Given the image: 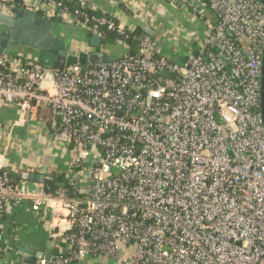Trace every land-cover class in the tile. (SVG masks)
I'll return each mask as SVG.
<instances>
[{
  "label": "built area",
  "instance_id": "2783aa9c",
  "mask_svg": "<svg viewBox=\"0 0 264 264\" xmlns=\"http://www.w3.org/2000/svg\"><path fill=\"white\" fill-rule=\"evenodd\" d=\"M36 1L33 10L0 0V14L28 8L130 38L86 0ZM171 3L206 24L182 64L149 34L136 38L137 53L85 67L0 53V107L68 158L75 193L0 177V221L29 201L51 213V236L69 242L39 264H264V0Z\"/></svg>",
  "mask_w": 264,
  "mask_h": 264
},
{
  "label": "crops",
  "instance_id": "0c3cea01",
  "mask_svg": "<svg viewBox=\"0 0 264 264\" xmlns=\"http://www.w3.org/2000/svg\"><path fill=\"white\" fill-rule=\"evenodd\" d=\"M64 1L72 3L74 7L77 5L75 0ZM86 1L96 13L114 18L130 31L146 28L156 33L158 37L154 39L161 43L162 52L163 45L171 42L170 39L173 37L175 41H179L182 31L192 35V42L193 45L197 44L196 47L205 38V22L199 21L187 9L173 5L171 0ZM27 3L33 10L39 6L36 0H27ZM39 14L46 17L41 11ZM57 18L50 17L53 20ZM64 22L75 28L74 36L78 38L76 41L80 44L79 51L89 49L82 41L89 30L69 21ZM166 36L169 39H166ZM66 38L75 39L68 35ZM126 52L128 48L117 43L112 46V52L109 54L114 57L112 59L114 60ZM31 137L38 140L34 141ZM39 143L45 145L44 139H41L38 132L20 122V114L16 109L0 107V169L15 173L25 170L46 173L54 172L62 166L66 168L68 158H64L57 148L47 147L43 155L39 156ZM29 183L30 187H33L32 184L39 185ZM51 218L49 210H35L29 201H23L15 207H8L0 221V247L3 250L0 264H32L28 260L33 259L36 260L34 264H39L42 260L67 252L69 248L67 239L51 236ZM30 253L33 257L29 256ZM74 264L115 263L100 257L86 258Z\"/></svg>",
  "mask_w": 264,
  "mask_h": 264
},
{
  "label": "water",
  "instance_id": "95a60500",
  "mask_svg": "<svg viewBox=\"0 0 264 264\" xmlns=\"http://www.w3.org/2000/svg\"><path fill=\"white\" fill-rule=\"evenodd\" d=\"M143 29L153 38L158 37L153 31ZM67 35L73 36L75 39L66 38ZM74 35L75 28L66 25L61 18L53 20L28 8L16 9L12 15L0 14V53L18 55L15 51L27 49L33 54L30 57L31 59L43 64L45 67L56 69L108 63L114 58L111 54L102 50L104 46L103 39L92 31H88L85 39L82 40L89 49L74 50L72 41L78 40ZM164 75L168 76V74ZM261 110L264 126V60L261 77ZM42 125L40 123V126ZM31 138L34 141L38 140L35 137ZM47 147V144H38L39 156L43 155L44 149ZM0 177L41 185L55 184L45 174L38 173L35 170L15 173L0 169ZM57 186L66 188V184H57ZM29 256L33 257L31 253ZM28 261L34 264L36 260Z\"/></svg>",
  "mask_w": 264,
  "mask_h": 264
},
{
  "label": "trees",
  "instance_id": "16d2710c",
  "mask_svg": "<svg viewBox=\"0 0 264 264\" xmlns=\"http://www.w3.org/2000/svg\"><path fill=\"white\" fill-rule=\"evenodd\" d=\"M64 1V0H63ZM66 4L70 5L73 7L72 3L65 1ZM18 3H20L18 1ZM43 14V13H42ZM98 14V13H96ZM205 16L210 20V22L213 25H217L218 23V19L216 17V14L211 11V10H207L205 12ZM114 19V18H113ZM115 20V19H114ZM117 24H119V22L117 20H115ZM128 30V29H127ZM129 31V30H128ZM130 38L127 40H123V37L119 36L116 32L114 31H108L107 29H103L100 33V37L103 39L104 44L107 46H114L117 43L120 42H124L126 48H128V51L132 54L137 53L139 48H140V42L138 39H136L137 37H140L141 35H145L147 34L146 32H144V30H142L141 28H136L134 31H130ZM200 44V43H199ZM198 44V45H199ZM197 44H194V52H198L199 51V46L196 47ZM105 46V47H106ZM104 49V46L102 47V50ZM100 51V50H97ZM105 51V50H103ZM87 65H84L83 67H85ZM66 170L65 166L60 167L59 169H57L56 171L52 172L49 177L51 178V180H53L55 182L54 185H46L45 188H47V190H50L52 192H56L59 191L63 188H60L59 186H57V184H66V188L65 190L68 191V193L72 196L75 195L74 191L70 188L67 178L65 176L64 171ZM12 184H16L19 181L17 180H10Z\"/></svg>",
  "mask_w": 264,
  "mask_h": 264
},
{
  "label": "rangeland",
  "instance_id": "374dc122",
  "mask_svg": "<svg viewBox=\"0 0 264 264\" xmlns=\"http://www.w3.org/2000/svg\"><path fill=\"white\" fill-rule=\"evenodd\" d=\"M71 23V22H70ZM179 41H175L174 37L170 39L171 42L168 44H164L163 54L169 57L173 62L182 64L186 61V57L190 54V52H194L193 42H192V35L189 32L182 31L180 34ZM167 39V37H166ZM74 50L79 51L80 44L76 41H72ZM104 44V49L106 52H112V46ZM191 46V47H189ZM35 132H38L36 129ZM45 144L47 143V139L44 138Z\"/></svg>",
  "mask_w": 264,
  "mask_h": 264
},
{
  "label": "flooded vegetation",
  "instance_id": "af4514ba",
  "mask_svg": "<svg viewBox=\"0 0 264 264\" xmlns=\"http://www.w3.org/2000/svg\"><path fill=\"white\" fill-rule=\"evenodd\" d=\"M18 55H21L23 57H26V58H30L33 56V54L27 50V49H19L17 51H15Z\"/></svg>",
  "mask_w": 264,
  "mask_h": 264
}]
</instances>
